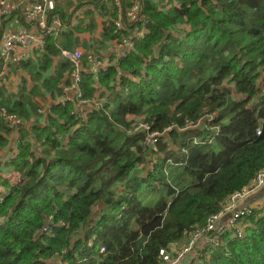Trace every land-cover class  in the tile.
Wrapping results in <instances>:
<instances>
[{"label":"trees","instance_id":"trees-1","mask_svg":"<svg viewBox=\"0 0 264 264\" xmlns=\"http://www.w3.org/2000/svg\"><path fill=\"white\" fill-rule=\"evenodd\" d=\"M66 2L50 14L90 20L61 46L84 51L78 82L50 40L16 93L0 88L22 122L0 264H162L264 171V0H118L139 10L116 32L112 4ZM9 134L0 118V152ZM242 219L202 264H264V205Z\"/></svg>","mask_w":264,"mask_h":264},{"label":"built area","instance_id":"built-area-1","mask_svg":"<svg viewBox=\"0 0 264 264\" xmlns=\"http://www.w3.org/2000/svg\"><path fill=\"white\" fill-rule=\"evenodd\" d=\"M28 2V7L25 10V18L27 21H32L31 30L26 31L24 26L19 29L15 19L18 18V13L15 12L13 6H9V0H0V88L10 89L13 93H16V80L14 75V67L21 62H25L29 59V56L33 52H37L39 55L46 50L49 40L51 39L55 43V47L59 52L58 60L62 63L70 64L74 69V82H78L80 62L83 57V53L79 49L65 50L60 45H57L56 38L59 34L66 29V24L57 15H51L50 13L55 11L57 6L62 0H25ZM108 5L112 4L117 8L118 19L114 21L115 32L122 28L121 26V8L119 7L118 0H104ZM139 10V8H137ZM81 15V14H80ZM132 16L131 13L127 14ZM10 17H13L14 21L12 26L6 23ZM112 27V26H111ZM91 58V57H90ZM92 62H95L91 58ZM69 91H74V86L69 88ZM45 110V109H44ZM40 109L38 114L41 115L45 111ZM0 118H2L9 126L11 131L16 134L20 128L21 120L13 114L0 107ZM259 135V133H257ZM18 144V140H15V145ZM18 184V183H17ZM264 187V171L259 172L253 184L244 189L242 192L231 196L228 199L227 206L218 215L212 216L206 227L203 230H198L192 234L190 244L183 250L175 253H168L165 251L159 252V257L162 264H202L209 260V255L200 252L199 254L192 252V248L195 243L204 237H208L207 245L216 247L219 239L224 233L235 232L237 235H241V223L242 218L251 215L252 210L248 207L242 210H233L236 203L240 200L250 197L256 190ZM3 202V197H0V204ZM264 203V199H262ZM231 211L230 220L225 228L216 230L217 223L220 222L225 213ZM190 257V258H188Z\"/></svg>","mask_w":264,"mask_h":264},{"label":"crops","instance_id":"crops-1","mask_svg":"<svg viewBox=\"0 0 264 264\" xmlns=\"http://www.w3.org/2000/svg\"><path fill=\"white\" fill-rule=\"evenodd\" d=\"M71 3H73V2H71ZM64 4L67 5L66 0H62L61 3L59 4V6L64 7ZM8 5L9 6H13L15 8V12L18 13V18L15 19L16 23L19 26L18 28L21 29L22 26H24V29L26 31L31 30L32 29L31 28L32 21L31 22L30 21H27L26 18H25V15H24L25 10L28 7V2L25 1V0H9ZM69 11H71V10H69ZM76 15L80 17V21H81L80 26H85V25L89 24L90 20L87 19L86 17H83L82 13H79L78 12V13H75L73 15V18L71 20V26L72 27L75 26V25H78L79 20L76 18ZM13 21H14L13 17H10L8 20H6V23H9L12 26ZM66 27L67 28L64 29L59 34V36L56 38L57 45L62 46L65 43L64 34H66L69 31V29L72 28V27H69L68 25H66ZM96 32L97 33L92 37L93 38V41L92 42L89 40V38H86L85 39L86 42H90L89 44L92 47H94V44L97 43L100 40V37L102 39L103 28L101 27V25H97L96 26ZM138 36H139V38L142 37L141 33L138 34ZM50 40H49V42H50ZM80 41L83 42L84 41V37L83 38H80ZM49 42H48V44H49ZM54 46H55V43H54ZM74 49H79L82 53H84V51L82 50L81 45L78 46L77 48H74ZM39 57H40V55L37 52H33V54H31L29 56V59L27 61H25V62H28V61L35 62V61H37V59H40ZM53 59H54L53 60V65H66L65 63L60 62L58 60V57L53 58ZM18 67L19 66L17 65V66H15L13 68L14 71H15L14 72V75H15V80H16L17 86L19 84L18 83L19 80L21 79L20 70L18 69ZM65 92H66L67 98H69L72 95V93H73V91H69V90H65ZM48 101H49V99L46 100V102H48ZM50 103H51V101L49 102V104ZM49 104L48 105H44V109L45 110L46 109L47 110L49 109V107H50ZM11 136H12L13 139L10 140V142L11 141L12 142L8 146V150L7 151L0 152V171L7 170L8 174H9V178H7V179L2 178V180L0 179V181L7 182V188L6 189L3 186L0 187V197H3L4 195L6 196L7 195V189H8V187H13V186L17 185V183L19 184L20 179H21L19 174L15 173L13 171L9 172L11 170V168L9 166H7L8 161L11 158H13L14 154L16 153V150H15L16 149L15 140L17 139L16 138V134H14V136L12 134L11 135L10 134L8 135L9 138H11ZM4 153L6 155L2 157V155ZM4 157H5V160H2V158H4ZM6 157L8 158V161H7V158ZM262 199H264V187L256 190L252 195H250V197L238 201L236 203L235 207L233 208V210H236V211L237 210H242V209H245L247 207L249 209H251L252 211L257 210L261 206L264 205V203L261 202ZM227 202H228V200H227ZM226 206H227V204H226ZM230 216H231V211L225 213L224 216L222 217V219L220 220V222L217 223L216 230L222 229V228H225L226 229V226L228 224V221L230 220ZM240 223L243 224L242 221H240ZM235 236L233 235L232 237L234 238ZM237 236H239V235H237ZM191 239H192V237L189 238V239L188 238H185L184 241H182L181 243L174 244L171 247L170 252L171 253H175V252L177 253V252L183 250L184 248H186L190 244ZM207 239H208V237H204V238L200 239L198 242H196L195 245H194V247L192 248V252L197 253V254H199L200 252H202V253H206V254H208L210 256L209 247H211V246L210 245H207ZM220 243H222V239L221 238L219 239V242H218V245L217 246H219ZM175 248H176V250H175ZM188 258H190V257H188Z\"/></svg>","mask_w":264,"mask_h":264},{"label":"rangeland","instance_id":"rangeland-1","mask_svg":"<svg viewBox=\"0 0 264 264\" xmlns=\"http://www.w3.org/2000/svg\"><path fill=\"white\" fill-rule=\"evenodd\" d=\"M133 1H137V0H133ZM137 6H138L137 4H135V5H133V6H130L127 10H125V12L121 11L120 15H121V16L124 15V17L127 18L128 20H133V19L137 16V14H138ZM128 13H131L132 16H128V15H127ZM140 132H143V131L140 130ZM143 133H144V132H143ZM5 155H6V154L4 153V154L2 155V157L5 156ZM8 156H9V155H8ZM6 158H7V157H6ZM2 160H5V157L2 158ZM7 161H8V158H7ZM7 166H8V164H7ZM0 177H1V179H2V178H4V179L9 178V174H8L7 170H2V171H0ZM6 184H7V182H6ZM0 187H2L1 181H0ZM3 197H4V196H3ZM142 198H144V199L146 200V199H147V196H146L145 194H143V195H142ZM175 250H176V248H175Z\"/></svg>","mask_w":264,"mask_h":264},{"label":"clouds","instance_id":"clouds-1","mask_svg":"<svg viewBox=\"0 0 264 264\" xmlns=\"http://www.w3.org/2000/svg\"><path fill=\"white\" fill-rule=\"evenodd\" d=\"M263 77H264V76H263ZM221 238H222V237H221ZM216 247H217V246H216ZM213 248H215V247H213ZM100 250H101V252H102L104 249H103V248H101Z\"/></svg>","mask_w":264,"mask_h":264}]
</instances>
